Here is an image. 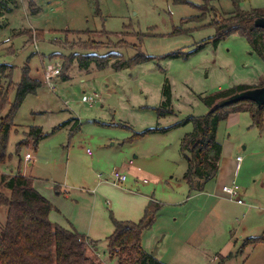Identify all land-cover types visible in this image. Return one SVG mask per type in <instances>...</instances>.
I'll use <instances>...</instances> for the list:
<instances>
[{"label":"rangeland","instance_id":"1","mask_svg":"<svg viewBox=\"0 0 264 264\" xmlns=\"http://www.w3.org/2000/svg\"><path fill=\"white\" fill-rule=\"evenodd\" d=\"M187 1L14 0L8 4L11 12L0 9V63L14 65L13 85L0 117L15 101L25 65L32 77L43 81L13 113L8 156L0 163V193L10 194L3 174L39 175L61 188L84 184L86 179L87 185L109 179L114 168L121 169L137 155L141 177L148 181L140 182L138 189L160 204L145 250L165 264H264V243L246 246L227 262L221 260V254L239 248L229 247L230 240L259 236L264 230V120L263 127L257 126L250 113L241 112L238 122L227 119L218 127L222 168L229 178L235 176L232 182L240 186L245 203L222 192L216 179L208 181L204 191L192 190L184 178L188 163L181 151L182 138L193 130L186 119L209 111L201 96L237 84H264V60L243 35L232 33L213 41L217 29L208 22L234 11L233 0H212L217 10L208 14L197 11L203 0ZM238 5L264 10V0H239ZM198 12L205 22L182 21ZM95 53L121 57L89 68L74 57ZM135 58L130 66H114L118 59ZM138 58L144 61L137 62ZM56 69L59 73L48 82L47 75ZM167 83L172 111L159 116ZM86 95L98 100L94 107L83 100ZM31 126H41L47 133L37 145L27 137ZM158 127L169 129L146 132ZM19 141L24 145L18 153ZM29 151L40 154L33 166L24 159ZM237 155L242 161L236 169ZM107 193V198L100 196V211L112 221L110 211L116 214L111 200L122 204L126 199L112 185ZM87 203L80 205L85 215ZM6 216V207L0 205V228ZM89 247L95 263L119 264L118 258H110L104 240Z\"/></svg>","mask_w":264,"mask_h":264},{"label":"trees","instance_id":"2","mask_svg":"<svg viewBox=\"0 0 264 264\" xmlns=\"http://www.w3.org/2000/svg\"><path fill=\"white\" fill-rule=\"evenodd\" d=\"M13 1L0 0V9L7 8L11 12L12 8L8 7V4ZM174 1L176 3L188 2L187 0ZM233 1L236 4L234 11L229 12L227 16H218L208 22L209 25H213L217 29L213 41L216 43L232 33L243 35L248 38L252 49L264 60V28L254 25L257 17L264 16V10L257 8L244 10L239 7V0ZM196 8L203 14L217 10L216 6L212 4V0H203V3L196 5ZM2 9L1 11H3ZM200 13L183 18L182 21L205 22V17H202ZM37 34L40 36L41 32L38 30ZM89 42L87 41L85 44L97 43ZM116 56L121 57L114 53L74 55L75 58H81L79 63L83 68H89L92 63L104 67L109 64L111 58ZM140 61H144V59L138 58L137 62ZM131 63H136V58L130 62L118 59L114 66L120 69L125 65L130 66ZM13 70L14 65L0 63V109L8 102V93L13 85ZM63 78L65 79L67 76ZM42 86L43 81L32 77L29 65H25L21 81L17 85L15 101L8 114L0 117V163L5 162L8 156L9 137L14 127L13 113L22 105L27 95L37 93ZM253 87L257 86L237 84L201 96L203 102L209 107V111L206 114L192 115L186 119V123L190 121L193 123V130L182 138L181 151L188 163L184 178L192 190L204 191L206 183L216 179L223 150L222 143L217 139L218 127L222 121L229 118L231 113L248 112L253 123L263 127L264 105L259 107L255 101L248 99L224 106L217 105L220 101ZM164 97L166 100L157 109L159 116H164L172 111L170 109L171 91L168 83L164 89ZM168 129L169 127L150 128L146 132H165ZM27 137L37 145L47 137V133L41 126H31ZM22 145H24L23 141H19L17 144L18 153L23 147ZM1 180L10 194L0 193V205L7 209L5 225L0 228V264H97L88 255L89 246L95 245L97 242L75 230H69L51 221L49 214L54 206L34 187L31 177L18 172L3 174ZM159 208V202L150 199L144 216L137 222L117 219L110 211L111 220L115 226L114 232L107 238V250L111 259L118 258L119 264H165L152 252L143 248L144 232L150 229L156 221ZM258 243H264V230L259 236L246 238L237 251H231L221 260L225 261L236 257L242 253L246 246Z\"/></svg>","mask_w":264,"mask_h":264},{"label":"crops","instance_id":"3","mask_svg":"<svg viewBox=\"0 0 264 264\" xmlns=\"http://www.w3.org/2000/svg\"><path fill=\"white\" fill-rule=\"evenodd\" d=\"M95 95L97 97L98 94L95 93ZM97 101H98L97 99H94V101L90 103V106L94 107ZM240 113L241 112L231 113L229 115L228 122L229 123H234L235 121L238 122L240 120V116H239ZM31 153L33 154V157L31 160L27 161L28 166H33L34 163H32V161L36 160V158L38 159L40 156L38 151L36 153L33 152ZM87 153L91 154V150L89 148H87ZM237 156L235 163L236 169L239 167L240 164L237 161ZM137 157H138L137 155H134L135 159H129L128 161L122 163L121 170H123L128 174V179L126 181L128 182L127 184L126 182L117 184L112 180L110 176L109 179L107 177L104 180L102 179H98L95 181L91 180L89 181V183H87V185H86V181H87L86 179L84 181V184L76 185L74 183L69 187L64 186V188H61L57 183V181L53 182L47 177H43L39 175L32 176L25 173L23 174L28 177H31L33 180L34 187L52 202L54 208L51 210L49 214L51 221L58 223L69 230H75L78 233L87 236L92 240H95L97 243L103 242L104 240L105 244L108 245L107 238L114 232L115 226L113 222L109 220L108 216H106V214L100 211L102 209L100 196H105L104 198H107V194H108L107 188L110 185L114 186L118 190V192L126 199V201L122 204L118 201L114 203L112 202V200L110 202V205H112V208L115 211L117 219L120 220H132L136 222L140 221L144 216L148 202L150 201V199H154L152 195L140 191V189H138L137 185L140 184V182L148 183V181L145 182L146 178L141 177L142 169L136 165V159H138ZM221 159L219 163V173L216 177V182L219 189L222 188L223 185L230 184L232 181L236 180L234 178L235 176L233 178L232 177L229 178L225 170L226 168L225 169L222 168ZM130 160L133 161L132 164H130ZM66 167H67L66 173L69 175V173L71 172V160L67 161ZM88 180H90V178ZM135 186H137L136 191L133 190ZM83 200L88 201L87 215L82 214L80 210V205ZM89 207H91L90 210ZM148 231L149 229L144 232L143 245H145L147 239H149L147 234ZM245 238L246 237L240 235V237L235 239V241L232 242V240H230L231 242L228 245L229 247H231V245L233 244V248L239 247L242 244V242L239 243L238 240L241 241L244 240ZM224 254H221V256L225 257L226 255ZM234 258L235 257L231 259ZM227 261H229V259L226 260V262Z\"/></svg>","mask_w":264,"mask_h":264},{"label":"built area","instance_id":"4","mask_svg":"<svg viewBox=\"0 0 264 264\" xmlns=\"http://www.w3.org/2000/svg\"><path fill=\"white\" fill-rule=\"evenodd\" d=\"M59 73V70H52V73L47 75V81L50 82L51 77L55 74ZM84 100H88L90 101V103H92L94 101V99H92L91 96H85ZM33 157V154L31 152L26 153L24 159L25 161H29L31 160ZM237 161L240 162L242 161V156H237ZM133 161L130 160V164H132ZM111 178L112 180L117 183V184H121L127 181L128 179V174L126 172H124L123 170L119 169V168H114L111 172ZM145 182H147V179H145ZM223 192L228 195L230 198L236 200L238 203H245V201L242 198V190L240 188V186L235 183L232 182L230 184H225L222 187Z\"/></svg>","mask_w":264,"mask_h":264},{"label":"water","instance_id":"5","mask_svg":"<svg viewBox=\"0 0 264 264\" xmlns=\"http://www.w3.org/2000/svg\"><path fill=\"white\" fill-rule=\"evenodd\" d=\"M254 25L257 27L264 28V16H259L255 19ZM252 100L255 101L259 107L264 105V85L253 87L242 92H238L229 98L220 101L217 105L224 106L237 102L240 100Z\"/></svg>","mask_w":264,"mask_h":264}]
</instances>
